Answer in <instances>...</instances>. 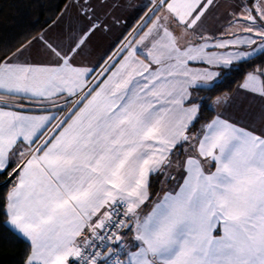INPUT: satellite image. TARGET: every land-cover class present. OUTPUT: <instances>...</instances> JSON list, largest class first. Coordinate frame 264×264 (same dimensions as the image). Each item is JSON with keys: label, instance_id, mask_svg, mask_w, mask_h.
<instances>
[{"label": "snow or ice", "instance_id": "1", "mask_svg": "<svg viewBox=\"0 0 264 264\" xmlns=\"http://www.w3.org/2000/svg\"><path fill=\"white\" fill-rule=\"evenodd\" d=\"M126 7L0 37V241L20 264H264V0H146L130 30Z\"/></svg>", "mask_w": 264, "mask_h": 264}, {"label": "trees", "instance_id": "2", "mask_svg": "<svg viewBox=\"0 0 264 264\" xmlns=\"http://www.w3.org/2000/svg\"><path fill=\"white\" fill-rule=\"evenodd\" d=\"M67 0H0V37L11 44L26 35H35L53 21ZM48 22L47 24L45 22ZM205 117L208 112H205ZM6 186L0 183V193ZM25 244L0 241V264H20Z\"/></svg>", "mask_w": 264, "mask_h": 264}, {"label": "crops", "instance_id": "3", "mask_svg": "<svg viewBox=\"0 0 264 264\" xmlns=\"http://www.w3.org/2000/svg\"><path fill=\"white\" fill-rule=\"evenodd\" d=\"M125 2H126V4L131 5V7L118 9L115 14L117 16L121 17L122 25H123L124 22L127 23V27L130 30L135 25L137 20L139 19V16L137 14V12H138L137 6H139V5L143 4L144 2H146V0H125ZM51 22L49 24H51ZM48 25L46 27H48ZM122 25H117L113 29L112 33L108 34L107 36H98L97 38H94L93 45H92L94 51H93L92 56L89 59L95 60L97 57L102 55L105 52L106 49H108L109 45L112 43V41L116 38V36L121 31ZM46 27H44V28H46ZM235 104H236V106H239V105L243 104L244 107H246V108L249 107V106L255 107V102L254 101H252L251 99H244L243 97L238 99L235 102Z\"/></svg>", "mask_w": 264, "mask_h": 264}]
</instances>
